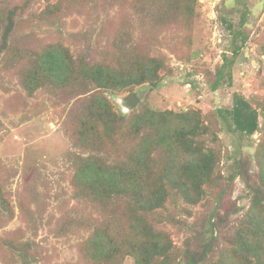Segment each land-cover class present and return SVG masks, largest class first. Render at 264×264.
I'll list each match as a JSON object with an SVG mask.
<instances>
[{
	"label": "rangeland",
	"instance_id": "obj_1",
	"mask_svg": "<svg viewBox=\"0 0 264 264\" xmlns=\"http://www.w3.org/2000/svg\"><path fill=\"white\" fill-rule=\"evenodd\" d=\"M8 3L17 5L14 19L22 22L10 41L18 38L29 47L61 41L89 62L106 55L121 16L130 18L133 39L148 55L162 57L166 68L154 87L142 83L108 94L113 110L123 115L142 108L199 111L218 137L213 144L221 158L217 189L206 191L195 205L167 200L157 227L173 246L200 250L199 240L187 243L186 238L200 230L212 210L225 230L237 224L250 202L246 183L259 179L255 154L264 142V0H198L188 34L172 28L152 34L129 0H0V7ZM48 4L57 7L43 15ZM241 37L244 41L235 51ZM224 59L230 64L213 89L215 71ZM127 92L138 98L133 109L122 101ZM233 92L257 107L259 128L251 136L235 131L225 117ZM82 98L50 87L28 95L12 62L0 53V264H85L79 244L89 234L85 220L96 214L74 191L71 176L76 156L88 150L68 129L70 111ZM237 166L239 176L231 177ZM170 215L173 222L167 220ZM227 244L214 243L201 264H216ZM122 264L134 261L126 257Z\"/></svg>",
	"mask_w": 264,
	"mask_h": 264
},
{
	"label": "trees",
	"instance_id": "obj_2",
	"mask_svg": "<svg viewBox=\"0 0 264 264\" xmlns=\"http://www.w3.org/2000/svg\"><path fill=\"white\" fill-rule=\"evenodd\" d=\"M197 4L198 0H129L152 34L166 28L188 34ZM56 5L48 4L42 14L54 13ZM16 9L10 3L0 7V53L12 62L22 88L28 95L50 87L84 97L82 105L81 99L70 111L73 122L68 126L74 141L88 150L75 158L71 186L96 214L85 220L89 234L79 244L80 260L122 264L131 257L134 264H201L214 243L227 241L216 264H264V142L255 154L259 179L246 183L250 202L237 224L225 230L221 216L212 210L200 230L186 238L187 243L199 240L200 250L173 246L157 224L167 200L195 205L206 191L217 189L221 158L213 144L216 133L200 119L199 111L142 108L123 115L113 110L108 94L142 83L154 87L159 71L166 68L162 57L148 55L133 39L130 18L121 16L106 55L89 62L61 41L30 47L18 38L10 41L12 30L22 23L14 19ZM243 41L241 37L235 42V51ZM229 64L224 59L217 67L213 89ZM226 115L237 132L251 136L259 128L257 107L241 92H233ZM238 166L231 177L239 176ZM172 219L170 215L167 220Z\"/></svg>",
	"mask_w": 264,
	"mask_h": 264
},
{
	"label": "water",
	"instance_id": "obj_3",
	"mask_svg": "<svg viewBox=\"0 0 264 264\" xmlns=\"http://www.w3.org/2000/svg\"><path fill=\"white\" fill-rule=\"evenodd\" d=\"M122 101L129 109L135 108L138 104V98L133 92H127L122 96Z\"/></svg>",
	"mask_w": 264,
	"mask_h": 264
}]
</instances>
